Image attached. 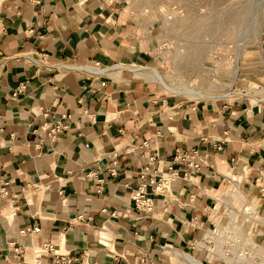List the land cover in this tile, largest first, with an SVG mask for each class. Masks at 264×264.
Listing matches in <instances>:
<instances>
[{"label": "crops", "instance_id": "0c3cea01", "mask_svg": "<svg viewBox=\"0 0 264 264\" xmlns=\"http://www.w3.org/2000/svg\"><path fill=\"white\" fill-rule=\"evenodd\" d=\"M138 35L114 0H0V264H30L48 241L74 264H175L169 253L189 250L188 222L205 218L225 170L255 193L264 100L164 94L130 71L153 62ZM58 122L68 128L52 140L41 125ZM146 166L177 172L166 194L142 179ZM141 188L150 212L135 205Z\"/></svg>", "mask_w": 264, "mask_h": 264}, {"label": "rangeland", "instance_id": "374dc122", "mask_svg": "<svg viewBox=\"0 0 264 264\" xmlns=\"http://www.w3.org/2000/svg\"><path fill=\"white\" fill-rule=\"evenodd\" d=\"M121 3L126 15L139 27V36L149 35L152 39L153 61L175 83L206 90L220 84L223 90L233 87L239 93L247 89L264 95V0H122ZM240 14L243 18L235 26L232 19ZM207 64H212L210 68H215L216 73L207 72ZM162 90L180 100H195ZM223 100L206 99L216 103ZM194 255L204 259L198 249Z\"/></svg>", "mask_w": 264, "mask_h": 264}, {"label": "built area", "instance_id": "2783aa9c", "mask_svg": "<svg viewBox=\"0 0 264 264\" xmlns=\"http://www.w3.org/2000/svg\"><path fill=\"white\" fill-rule=\"evenodd\" d=\"M114 1L122 7V0ZM122 10L124 11L123 8ZM32 60H36V58L33 57ZM61 66L63 67L64 64ZM207 66H209L207 72L216 73L215 68H210L212 64H207ZM223 71L226 74V70L223 69ZM236 78L239 79V73ZM220 88L221 85L218 84L217 87L209 89L214 94L217 93L215 95L229 93L223 98L224 100H258L257 98L261 97L247 89H243L239 93L233 87L226 89L229 92ZM67 128L68 125L64 122L41 125L42 131L52 140L58 138V135ZM216 149L220 151L222 147L217 145ZM193 155H196V151H193ZM193 158L194 156L188 155L182 161L186 162L188 167L200 170V165L193 162ZM150 170L151 168L146 166L141 177L144 180L148 179L155 192L159 194H166L171 184L178 178L177 172L172 171V168L166 172ZM111 173L116 174L113 170ZM233 174L232 176L223 175L222 180L226 184L224 187L226 193L212 197L213 205L203 208L205 218L195 216L188 222L195 235L189 242V250L181 251L194 255L201 246L204 262L207 264H264V249L259 247L260 245L264 247V216L260 211L264 208V170L258 171L254 178L252 186L255 193L248 192L235 172ZM8 186L9 182L3 179V167L0 165V200H8L10 196ZM133 198L138 209L152 211L153 200L143 188L137 190ZM262 211L264 212V210ZM25 232L22 230L21 234ZM14 252L18 255L22 254L24 250L16 248ZM31 256L30 264H74L77 261L69 252L61 250L51 241L42 243L38 249L34 248L31 251ZM180 258L183 256L180 255ZM46 259L50 261L47 262ZM186 261L188 264H195L188 259Z\"/></svg>", "mask_w": 264, "mask_h": 264}, {"label": "bare ground", "instance_id": "6f19581e", "mask_svg": "<svg viewBox=\"0 0 264 264\" xmlns=\"http://www.w3.org/2000/svg\"><path fill=\"white\" fill-rule=\"evenodd\" d=\"M241 14L238 15V16L233 17L232 20L235 22L234 23L235 26H239V23H240L239 21H241L242 18H243V16ZM234 15H236V13ZM242 24H243V22H242ZM86 68L82 67V69H86V70L99 71V70H96L95 68H92V67H86ZM122 68H120L119 71H117V73H120ZM132 69L133 70H130V71H133L134 74L136 76H138L139 78H141V79H143L145 81H148V82L149 81L156 82L162 89L167 90L168 92H170L171 94H173L175 96H184L185 98H188V99H195L197 101H200V100H204V99L205 100L206 99L207 100L223 99L225 96H227L229 94V93H223L224 95L223 94L214 95V93L211 90H206L203 87L196 88V87L187 86L186 84H182L181 82L180 83H175L174 80L167 73H163L162 72V68L159 65H157L154 61L149 63V64H146L144 66H141V67L139 66V67H135V68H132ZM90 72H92V71H90ZM237 77H238V75H237ZM243 81L244 80H242V82ZM260 98H262V99H260ZM257 99H259L260 101L263 102L264 95H261V97H259ZM212 102H215V101H212ZM240 169L243 171L245 169V166L241 164ZM225 174L227 176H232L233 175L230 170H228V172H226ZM223 193H226V191L224 192L223 190H219V191L216 190L214 195L215 196H219V195H221ZM262 215L264 216V214H262ZM13 216H14L13 211L8 213V215H7L8 220H12ZM259 247L264 249V247H262L261 245ZM201 249H202V247L200 246L198 248V252L199 253L202 252ZM169 254L173 257V261H174L175 264H188L186 259L194 262L195 264H204V259L203 260L199 259L197 257V255H191V254L186 253V252H181V253L178 252V253H176V255H173L172 253H169ZM180 255H182L183 258H180ZM184 258H186V259L184 260Z\"/></svg>", "mask_w": 264, "mask_h": 264}]
</instances>
